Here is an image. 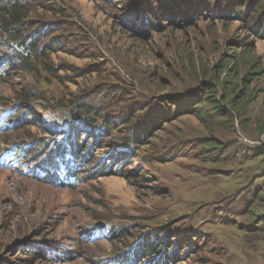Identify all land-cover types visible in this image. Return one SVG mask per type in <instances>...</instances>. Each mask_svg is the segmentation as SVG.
<instances>
[{
    "label": "rangeland",
    "instance_id": "obj_1",
    "mask_svg": "<svg viewBox=\"0 0 264 264\" xmlns=\"http://www.w3.org/2000/svg\"><path fill=\"white\" fill-rule=\"evenodd\" d=\"M27 6L33 23L40 18L43 26L57 22L53 34L61 33L67 40L49 52L57 72L41 69L28 74L17 67L0 80V107L27 101L22 111L28 122L18 131L0 134V145L24 138L42 142L41 150L35 151H49L52 144L42 148L52 138L49 122L55 120L53 116L63 109L73 110L69 98L74 100L92 89L95 93L124 90L123 98L115 99L107 113L113 110L112 133L125 136L118 119L127 107L137 117L157 114L150 109L158 103L172 112L175 101L182 99L162 90L169 86L187 95L199 94L184 66L191 52L214 72L222 60L249 87L239 85L237 110L230 107V101H221L224 89L216 85L214 97L209 92L195 96L185 113L172 119L159 116L160 127L129 155L121 174H92L66 188L27 176L25 165L17 171L0 168V264H105L125 247L110 241L109 226L114 230L124 226L126 235L120 237L128 244L150 228L172 237L179 228L196 226L209 235L206 249L174 264H264V135L257 131V123H264V29L259 30L255 20L246 26L234 12H221L216 6L202 17L181 22L180 16L172 26L151 32L130 27V15L122 18L121 12L126 11L122 3L31 0ZM48 41L45 38L43 43ZM92 66L94 72L83 74ZM37 90L41 93L33 97ZM51 98L64 106L58 101L52 104ZM198 100L212 115L193 112ZM215 102L223 103L219 109L229 115L213 112ZM40 117L43 130L29 121L39 125ZM62 119L78 122L74 116ZM100 122L95 119L92 124ZM98 139L109 148L121 141ZM205 140L221 147L211 151L206 145L203 153ZM99 151L94 159L108 155L105 149ZM254 190L261 191V200L255 199ZM260 207L261 220H253L251 214ZM92 225L101 226L104 233L95 241L85 237ZM185 233L202 238L194 231ZM43 242L62 249L64 255L43 252L39 249Z\"/></svg>",
    "mask_w": 264,
    "mask_h": 264
},
{
    "label": "trees",
    "instance_id": "obj_2",
    "mask_svg": "<svg viewBox=\"0 0 264 264\" xmlns=\"http://www.w3.org/2000/svg\"><path fill=\"white\" fill-rule=\"evenodd\" d=\"M30 1L0 0V80L8 77L12 69L17 67H21L28 74H36L41 69L46 71V73L57 72L59 70V68L52 66L48 56L54 46L61 47L67 40V37L63 39L65 35L61 33L53 34L54 31L58 30L59 24L57 22H51L47 26H43L45 23L40 18L37 23H33V17L29 14L31 11L27 9ZM106 3L111 5L122 3L123 8L126 10L121 12L122 18H124V15H130V21L132 22L129 23V26L134 27L139 32H151L157 29L161 30L164 27H170L175 23L174 21L181 20L178 19L180 16L183 19H197L202 17V14H207L210 7L214 6H216V9L220 7L221 12L225 9L231 11V13L234 12V16L241 19L246 26H248L251 20H255L259 30L264 29V0H106ZM56 12L52 11V13ZM183 19L181 22L186 20ZM148 37L149 35H147ZM45 38L49 39L47 43H43ZM55 50L58 49L56 48ZM192 55L191 52L186 56L187 60L184 62V66L190 74L189 79L195 87L194 89H197L199 94L195 91L193 92L195 93L194 95H187L169 86L170 88L165 87L162 90L171 91L174 96L180 97L178 99H182L178 100L180 102L175 101L172 112L164 104L158 103L154 108L150 109L158 111L157 114L156 112H151L146 116L137 117L135 110L127 107L123 112L120 111L118 119L120 133L125 132V136L121 137L112 133L114 124L111 121V115H113V110L107 113L115 99L123 98L124 90L120 92L117 89H108L107 91L101 90L95 93L92 89L89 92L80 94L74 100L69 98L71 100H69V106H74L73 110L63 109L62 114L58 113L53 116L55 120L49 123L52 129H50L49 135H52V138L42 148L45 149L46 145L49 147L52 144L49 151L44 153L42 151H35L34 149L41 150L42 142L35 143L31 139L20 138L11 142L5 141L3 144L14 146V151L18 152L22 159L30 163L40 164L39 166L42 168L48 169L51 176L60 179L55 184L60 187L72 188L74 186L61 180L63 177L59 174L63 166L66 169L67 177L75 176L81 180L89 179V176L92 174V176L121 174L129 159V155L137 151L139 144L153 136L152 132H154L157 126L160 127L158 125L160 121L159 116L163 118L165 114L168 115L169 119H172L185 113L187 106H191L192 99L195 96L209 92L214 97L213 93L215 92L216 85L224 89L221 101H230V107L233 110L238 109V98H241L242 93L238 87L239 85L244 87V89L249 87L245 79H241L238 77V74L231 72L228 67H225L222 60L217 71L214 72L206 64L199 63ZM46 59L47 62L45 61ZM227 60L229 59L227 58ZM93 68L92 66L91 69L85 70L83 74L94 72ZM224 68L225 70H223ZM95 71L98 70L96 69ZM222 71H226L223 77L220 76V72ZM100 74H98V80L102 79ZM40 93L41 91L37 90L33 97H36ZM23 97L27 100L29 99V96ZM50 100L52 104L54 103L53 101H58L60 103L59 106H64L61 104L62 102H59L55 98H51ZM211 100L214 101L213 98ZM19 101L21 102L1 106L10 107L7 112V125L2 134L11 130L18 131L19 127L23 126L26 122V112L22 111V108L27 101ZM160 101L162 102V100ZM219 106L224 107V104L215 102L212 106L215 108L213 112L218 110L220 114L229 115V112H226V110L221 111ZM143 107L147 108L145 104H143ZM193 109V112L212 115V112H205L201 100L194 103ZM64 115L74 116L78 122H66L62 119ZM156 117L158 121H155ZM135 118L136 120L132 121ZM95 119H100L101 121L96 126L92 124ZM29 121H34L39 129H44L41 123L38 125L35 120ZM257 125V131L264 135V123L258 122ZM110 133H112L111 138L108 137ZM101 137L107 138L106 142L121 141L118 147L109 148L104 147L100 143V139L98 138ZM207 141L205 140L201 149L203 153L206 152V145H210L211 151L221 147V145L217 146L216 142L209 143ZM86 142L89 143L86 145ZM262 146L264 150V145ZM99 148L105 149L103 153H108V155L96 158V160L94 157H96L97 153H100ZM215 153L211 157L215 158ZM95 160L103 161L100 164ZM87 167L90 168L86 170ZM86 171L88 173L83 177L81 174ZM262 177H264V173ZM254 197L256 200H261V191L254 190ZM261 209L262 207L256 208L253 211L251 214L253 220H261L257 212ZM168 224L174 225V221L169 220ZM175 229L173 228L172 230ZM187 231H194L198 235H201L202 238H195V236L185 233ZM146 232V234L139 235L128 244L127 239L120 237V235H126L124 226L118 227V230L111 229L110 227V241L115 240L125 245V247L120 252L107 258L105 264H155L152 263V259L155 257L160 258L159 264H174L179 260L192 258L195 254L201 253L206 249V239L209 240V235L196 226L179 228L172 237H169L167 234H161L159 233L160 231L153 230L152 228ZM39 249L43 252L51 250L53 251L52 255H64L62 249L44 242L41 243Z\"/></svg>",
    "mask_w": 264,
    "mask_h": 264
}]
</instances>
